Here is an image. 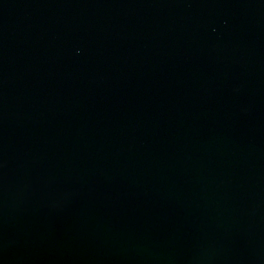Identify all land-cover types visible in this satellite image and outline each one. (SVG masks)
Returning a JSON list of instances; mask_svg holds the SVG:
<instances>
[{
    "label": "water",
    "instance_id": "obj_1",
    "mask_svg": "<svg viewBox=\"0 0 264 264\" xmlns=\"http://www.w3.org/2000/svg\"><path fill=\"white\" fill-rule=\"evenodd\" d=\"M0 264H264V0H0Z\"/></svg>",
    "mask_w": 264,
    "mask_h": 264
}]
</instances>
